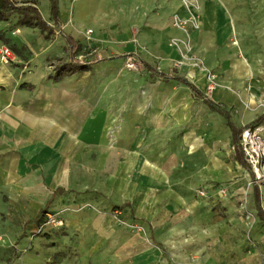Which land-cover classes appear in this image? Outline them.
<instances>
[{
  "label": "crops",
  "instance_id": "0c3cea01",
  "mask_svg": "<svg viewBox=\"0 0 264 264\" xmlns=\"http://www.w3.org/2000/svg\"><path fill=\"white\" fill-rule=\"evenodd\" d=\"M48 1L51 24L33 4L25 7H35L53 33L23 27L37 28L48 36L58 31L68 61L66 37L83 49L82 32L93 29V37L108 48L111 43L131 42L137 29L144 39L156 44L164 71L145 63L148 75H139L135 83L138 74L120 70L119 57H112L97 69L92 64L89 70L55 76L54 81L47 82L44 68L34 65L39 58L32 60V72L22 79L17 68L0 65V241L3 235H17L20 228L38 229L46 215L52 214L48 211L58 209L65 200L59 196L87 185L82 176L93 179L96 172H105L111 173L106 187L113 207L127 209L132 218L147 224L152 242L160 244L163 236L175 235L180 243L170 247L172 255L165 256L158 245L117 227L109 216L92 211L70 213L63 217L64 226L57 229L65 237L63 250L71 254L59 264H264L255 251L246 252L242 247L235 255L225 257L226 229L210 228L208 205L193 196L195 187L201 185L209 187L205 190L210 198H220L221 189L229 194L227 183L222 181L230 180L235 196L246 190L242 172L251 173L245 157L240 159V152L234 148L233 129L243 130V123L251 127L264 113L254 117L243 112L233 115L232 109H239V102L227 87L245 89L251 78L264 83L262 54L245 57L238 49H223L217 58H210L220 61L222 77V86L213 99L209 97L218 106L215 109L199 97L200 93L207 96L202 88L170 68L169 59L176 54L167 44L181 33L172 27V17H186L180 0H74L69 11L56 0L57 22ZM229 2L224 0L236 22L238 15L232 14L237 11L235 4ZM221 14L226 20L224 8L211 3L203 6V29L197 33L201 45L213 34ZM93 70L119 75L115 80L120 85L102 84L98 79L89 86L75 83V76ZM259 87H253L255 98L259 97ZM87 88L94 93L91 101L96 98L95 104L83 94ZM231 148L234 162L229 160ZM133 172H141L137 185L129 181ZM114 189L120 192L115 194ZM251 194L256 216L264 224L259 217V209L264 212V183L258 192L253 187ZM42 213L44 218L39 223L36 220ZM154 219L157 226L153 233ZM188 219L207 227L203 229L202 225L185 236L182 225ZM194 234L197 239L188 238ZM210 235L218 237L212 245L199 238ZM260 236L256 233V238ZM33 258L26 255V264H45Z\"/></svg>",
  "mask_w": 264,
  "mask_h": 264
},
{
  "label": "rangeland",
  "instance_id": "374dc122",
  "mask_svg": "<svg viewBox=\"0 0 264 264\" xmlns=\"http://www.w3.org/2000/svg\"><path fill=\"white\" fill-rule=\"evenodd\" d=\"M10 1L17 6L33 4L39 10L42 17L51 24L49 9L46 10L50 8L48 0ZM180 1L187 17L189 11L183 3L184 0ZM191 1L193 3V11H195L200 19V24L198 28L190 27L186 32L181 31L173 26L174 18L179 15H173L172 27L181 33L177 37L170 38L167 44L168 48L176 54L174 58L169 59L170 68L171 71L174 72L177 70L180 75L197 84L208 97L213 99L216 90L222 86V77L219 73L220 61L217 59L213 61L210 58H217L219 51L224 49L225 51L233 52L234 49H238V53L245 57H249L254 53H261L262 55H259L262 57L260 58V66L264 67V0H227L230 1L229 3L235 4L234 9L237 11L232 14L238 15L236 22L226 6L227 3H224V0ZM59 2L65 11H69L74 0H59ZM208 3L217 5L220 9L224 8L227 18L225 20L224 15L221 14L217 19L219 21L215 24L213 34L207 37L203 45H201L197 39V33L203 29L202 9ZM64 24H68V21L62 22L63 27ZM90 31L91 33L89 34ZM27 33L29 34L27 35ZM93 33V29H87L82 32L83 49L77 55L79 60L92 63L93 69L94 67L96 69L99 68V64L101 62L103 63L106 59L119 57L117 63L121 64L120 70L123 69L128 73L134 72L138 74L134 79L135 83H137L139 75H148L149 71H147L145 63H149L156 71H164L161 66L162 59L157 58L156 44L144 39L140 35L139 30H135L131 42L119 41L111 43L108 48L104 44H99V41L93 37ZM29 37L36 38L37 41L30 42ZM3 45L10 47L14 54L7 63L3 62L0 56V65H7L14 69L17 68L19 79H22V75L28 76L32 72V60L35 58L39 59L37 61L38 64L34 65L36 68L40 65L44 68L45 77L43 78L47 82L54 81L57 75L56 67L68 62V53L61 40V34L58 31H56L55 35L48 36L37 28L25 29V27L19 25L17 15L11 16L6 22H0V49ZM213 53H215V56H213ZM144 55H148L150 58L145 59ZM130 61L135 64L134 68H129ZM214 62L216 66L213 65ZM171 71L170 75H173ZM118 76L114 77L111 74L93 70L90 73H81L75 76V83L89 86L91 81L96 82L98 79L102 84H111L112 82H118L115 80ZM127 79V77L124 78L122 86L126 87L128 83ZM118 84L120 85V82ZM210 84H214L215 89L213 92L209 90ZM259 85L261 86L259 87ZM253 87H259L257 88L259 90V97L257 98H255L254 92L252 91ZM227 89L235 94L239 102V109L237 107L232 109L233 115H238L243 112L246 116L254 117L264 113V83H261L260 79L256 80L255 78H251L247 82L245 89L242 90H233L229 87ZM83 94H86L90 101L93 99L94 93L89 91V88ZM95 103L96 98L91 101V104ZM242 125L244 127L246 126V128L249 127L246 123ZM255 128H260L264 133V121ZM229 153L231 154L229 160L234 162L232 148L229 150ZM234 166L237 167V165ZM113 174L116 176L117 173L114 172ZM242 174L244 175L243 180L246 183V190H241L242 193L238 197L234 195L233 189H231L233 186L231 180L228 182L222 181V184L223 182L224 184L227 183L225 185L228 186L229 194L226 193L224 196L219 194L221 195L220 198H210V195L206 191L209 187L202 188L201 185L195 187L193 196L195 200L205 201L208 205V210L211 215L209 227L212 229L216 227L226 229L227 234L224 244L226 248H223L225 257L235 255L236 250L242 247L246 252L255 251L258 257L264 260V224L259 222L255 213V206L251 194L254 185L253 179L245 172H242ZM110 175L111 173L96 172V176L93 179L82 176V181L87 183V185L84 184L78 187V190L67 191L66 194L59 196V198L63 197L65 200L58 209L54 211L49 210L48 213L55 214L58 217L60 216L61 218H59L62 220L66 214H81L86 211L109 216L117 227L142 235L146 243L158 245L157 247L164 252L165 256L172 255V252H170L172 248L170 247L172 245L176 247L179 245V237L168 235L163 236L160 244L152 242L147 224L139 221L138 218H132L129 210L125 209L122 211L112 206L111 194L107 192L106 187L107 176ZM140 176L141 172L130 173L129 181L137 185ZM263 183L264 181L261 183L258 182L257 186L261 187ZM216 185L217 188L220 186L218 182ZM201 191H205L206 196H201ZM117 192L120 191L114 189L113 193L116 194ZM154 220L151 221L153 222L152 225H154L152 229L153 233L156 231L157 226V219ZM201 227L205 229L207 226L197 221L190 222V219L184 222V226L182 225L185 236L188 232L193 233L197 228ZM255 232L262 236L256 238ZM210 236L209 238H203L201 236L199 238L208 241L207 243L212 245V243L218 240V237ZM188 238L197 239V235H189ZM64 239L63 231L55 227H39L38 229H34V227L29 226L20 228L17 235H3L1 238L3 264H26V255H34L32 259L34 262L41 261L45 264H59L63 257L69 258L71 254V252L63 250ZM177 250L180 251L181 248L178 247Z\"/></svg>",
  "mask_w": 264,
  "mask_h": 264
},
{
  "label": "trees",
  "instance_id": "16d2710c",
  "mask_svg": "<svg viewBox=\"0 0 264 264\" xmlns=\"http://www.w3.org/2000/svg\"><path fill=\"white\" fill-rule=\"evenodd\" d=\"M51 3V14L55 21H58V3L56 0H50ZM1 8H0V22L2 21H8L9 18L12 15L18 16V23L21 26H27V27H37L43 32H50L53 33V29L49 27V25L43 21L42 17L40 16L38 10L35 7L32 6H16L14 3H12L10 0H0ZM67 39V49L69 52V61L61 66L56 67V78H59L62 75L70 74L73 72H79V71H85L91 69L92 63H87L79 60L77 58V55L82 51V47L78 45L75 41H73L70 37H66ZM10 48V47H9ZM11 49V48H10ZM186 84L190 85L187 81H184ZM196 92V90L194 89ZM200 98L204 99L206 103H208L212 108L218 109V106L210 100L209 97L203 95L200 93ZM264 121V115L260 117L256 123H254L251 127L255 128L259 125H261ZM234 148L236 151L240 152L239 157L242 159L244 156L242 153V149L240 147V135L241 131L234 130ZM243 155V156H242ZM243 165H247L243 161ZM249 168V166L247 165ZM250 170V168H249ZM251 177L253 179L254 183V176L250 170ZM256 192H258V186L254 183L253 185ZM259 217L264 221V212L259 209ZM44 216L43 213L37 217V222L41 223Z\"/></svg>",
  "mask_w": 264,
  "mask_h": 264
},
{
  "label": "built area",
  "instance_id": "2783aa9c",
  "mask_svg": "<svg viewBox=\"0 0 264 264\" xmlns=\"http://www.w3.org/2000/svg\"><path fill=\"white\" fill-rule=\"evenodd\" d=\"M185 7L188 9L189 14L187 17L176 16L174 18L173 26L181 31H187L188 28H198L200 19L193 11V3L191 0L183 1ZM91 31L89 32V34ZM0 56L3 62L7 63L12 58L13 52L8 47L3 45L0 49ZM131 62V61H130ZM129 68H134L133 62L129 63ZM215 89L214 84L209 85V90L213 92ZM240 147L242 153L249 165V168L254 176V183H261L264 181V133L260 128L247 127L244 128L240 135ZM221 195H226V189H221ZM201 196H206L205 191H201ZM64 221L55 214H47L46 218L41 224V228L55 227L62 228Z\"/></svg>",
  "mask_w": 264,
  "mask_h": 264
},
{
  "label": "bare ground",
  "instance_id": "6f19581e",
  "mask_svg": "<svg viewBox=\"0 0 264 264\" xmlns=\"http://www.w3.org/2000/svg\"><path fill=\"white\" fill-rule=\"evenodd\" d=\"M127 21V20H126ZM119 25V24H118ZM105 27H107V26H105ZM108 37V36H107ZM150 163V162H149ZM152 178V177H151Z\"/></svg>",
  "mask_w": 264,
  "mask_h": 264
}]
</instances>
